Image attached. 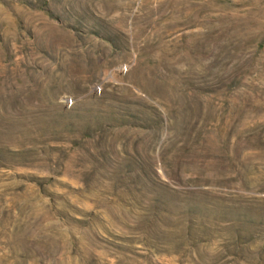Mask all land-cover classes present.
Listing matches in <instances>:
<instances>
[{
  "label": "rangeland",
  "instance_id": "1",
  "mask_svg": "<svg viewBox=\"0 0 264 264\" xmlns=\"http://www.w3.org/2000/svg\"><path fill=\"white\" fill-rule=\"evenodd\" d=\"M0 264H264V0H0Z\"/></svg>",
  "mask_w": 264,
  "mask_h": 264
}]
</instances>
